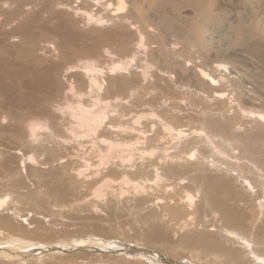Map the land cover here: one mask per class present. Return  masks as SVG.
<instances>
[{
    "label": "bare ground",
    "instance_id": "6f19581e",
    "mask_svg": "<svg viewBox=\"0 0 264 264\" xmlns=\"http://www.w3.org/2000/svg\"><path fill=\"white\" fill-rule=\"evenodd\" d=\"M95 1L88 5L101 3ZM122 4L120 0L115 10ZM13 6L22 15L49 6L69 12L62 0H0V15ZM78 11L81 18L68 13L62 20L67 27L57 37V53L67 48V32L80 38V27L91 32L104 23L123 29L124 44L151 52L152 32L146 24L126 29L118 18ZM1 19L0 30L11 32L1 33L0 41L9 45L14 41L8 39L16 37V22ZM240 23L238 29L244 27ZM245 28L235 31L231 43L257 38L250 48L264 72V27L254 20ZM208 43L199 42L203 62L190 58L191 65L175 59L181 56L175 45L176 51H170L163 44L160 53L170 58L174 81L156 76L147 85L165 82L171 88L193 81L195 89L181 95L192 106L202 104L196 114L198 129L169 124L181 121L164 115L179 109V103L125 120L128 100L104 97V91L138 87L148 80L149 64L137 67L135 78L128 77L134 56L113 62L106 72L94 61L84 62L81 71H66L69 77L81 75L70 83V99L52 112H38L16 130V148L0 149V264H264V112H249L248 122L244 120L242 104L251 98L241 99L238 93L244 84L233 75L238 61L229 46L215 47L216 59L208 60ZM50 48L47 43L36 55L49 66L35 74L39 78L32 80L34 89L45 86V76L50 90L61 86L53 81L60 64L52 62ZM103 54L113 52L106 49ZM226 92L232 101L224 108ZM211 106L217 107L215 114L208 112ZM7 119L2 115L0 124ZM58 120H66L68 127L61 130L65 125ZM121 213L134 222L124 238H118L119 227H108L107 236L94 231L74 236L78 226L96 229Z\"/></svg>",
    "mask_w": 264,
    "mask_h": 264
},
{
    "label": "rangeland",
    "instance_id": "374dc122",
    "mask_svg": "<svg viewBox=\"0 0 264 264\" xmlns=\"http://www.w3.org/2000/svg\"><path fill=\"white\" fill-rule=\"evenodd\" d=\"M17 1L28 4V0ZM62 1L66 4L65 11L69 12L61 14L58 9L56 10L57 6H49L43 11L34 10L22 15L16 13L13 6L10 9L11 11L0 15V19L7 18L9 21L16 22L13 25L15 27V35L13 36L16 37L15 39H8L14 42L9 46L0 41V117L2 115L8 116L7 122L0 124V149L3 146L16 148L17 146L14 145L17 143L16 130L23 129L27 121L36 119L38 112L45 109L52 112L56 107H63L65 100L70 99V83L76 82L81 77L79 72L74 73V77H69L66 71L71 67L81 71L78 67L82 66L84 62L94 61L102 69L105 68L104 71L106 72L113 62H117L126 56L136 58V62L131 64L133 67H130L129 78H135L136 72L140 71V68L137 67L149 64V71L147 69L148 80L142 81L138 87L127 85L124 86L123 90H113L110 93L104 91V97L110 100L114 98H125L124 102L128 100L127 102L130 104V106L128 105L129 111H127L128 115L124 119L129 120L136 114L156 112L159 110L158 108L167 109L172 104L179 103L177 104L179 109H172L164 115L169 117L173 114L177 119L181 118V121L177 123L175 120H168L169 124L174 127H183L182 129H198L199 124L196 120V114L200 113L202 104L192 106L189 100H183L184 97L181 95L183 92L194 90L196 87L193 84L194 82L175 83L171 88L163 85L166 84V81H174L172 78L174 75L172 74L176 72V70H172L173 64L169 60L170 58L160 53L163 44H167V48H171L170 51L181 50V56L175 57V59L177 58L178 61L186 65H191V60L196 63L203 62V57L197 49L201 41L203 44L210 42L206 44L209 53V55H207L208 53L206 55L207 58L208 56L210 58L208 60H212V62L216 59L214 50L217 49L215 47L229 46L230 54L233 53L234 58L238 61L233 75H239L244 82L242 87L238 89V93H240L241 99L251 98L249 103L242 104L246 111L244 120L248 122L249 112H253L255 115L264 112V72L250 48L254 47L252 44L257 43V38L231 43L238 30L248 27L254 20L264 27V0H123V4L118 11L115 10V6L120 0H101L100 4L95 5H88L91 0ZM97 1L100 0L95 2ZM77 11L79 14L90 11L97 16L109 15L115 19L118 18L117 21L124 23L126 29H129L128 25L131 26L133 23V28L140 27L142 23L146 24L152 32L148 41V48L151 49V52L145 53L147 47L138 49L133 44H124L121 37L123 29L119 26L113 29L106 28L107 23H104V28L97 27L96 30L91 32L86 26L80 27L82 33L80 38H75L72 34L69 36V32H67L68 39L66 43L69 42L66 44L67 48H64L63 53H57V37L67 27V24L62 20L69 17L67 16L68 13L71 16L81 18V15L76 14ZM119 17L124 18L119 20ZM239 21H244V23ZM238 23L243 24L244 27L239 25L241 29H238V25L236 26ZM4 29L0 30V34L11 32L9 28L5 27ZM47 43H50V50L53 54L52 62L60 64L58 72L53 76L54 84L61 85L57 90H50L47 84L50 78L46 76L42 80L45 86L41 89H34V82L32 81L49 66L45 58L36 56L40 54V49L45 47ZM262 44L261 48L264 49V42ZM13 45L15 46L11 48ZM174 45L176 50H172ZM106 49L113 52L112 56L106 57L103 54ZM65 51L70 55L69 57H66ZM187 56H189V60L191 58L189 63L185 62V59L188 60ZM181 57H185V59ZM198 57L201 59H198ZM156 76H161V78L164 76L162 79L166 81L161 82L156 87L147 89V85ZM169 79L170 81H168ZM181 84H183V87H181ZM79 90L85 91L86 89L79 87ZM33 91L35 93H32ZM227 93L224 96V103L226 101L224 108H227L232 101ZM22 94L26 97H20ZM131 94H133L132 97ZM215 107L211 106L208 112L215 114L217 112L213 110ZM58 122L63 125L67 123L66 120L62 122L58 120ZM67 127L65 125L61 130ZM118 179L117 176L112 177V180L117 181ZM31 181L36 182L34 179ZM88 194H90L89 191ZM109 220L108 223L105 222L96 228L97 230L91 226H78V233L74 236L84 235V232L87 231H94L107 236L110 235L107 230L108 227H113V229L119 227L120 235L118 238L121 239L122 236L124 238V235L130 234V229L134 228V222H131L132 217H129L126 213H121L117 217L112 216ZM90 224H92L91 221ZM154 247L159 248L161 245H154Z\"/></svg>",
    "mask_w": 264,
    "mask_h": 264
}]
</instances>
